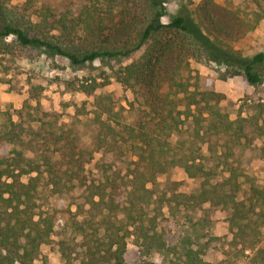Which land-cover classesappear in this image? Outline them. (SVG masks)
<instances>
[{"label":"trees","instance_id":"16d2710c","mask_svg":"<svg viewBox=\"0 0 264 264\" xmlns=\"http://www.w3.org/2000/svg\"><path fill=\"white\" fill-rule=\"evenodd\" d=\"M74 1L0 0V51L13 45L41 50L76 69L130 60L115 77L132 92L129 105L138 117L123 121L113 97L97 93L108 82L89 78L73 88L93 97L96 130L89 143L72 128L0 121V147L14 146L0 156V264H38L45 244L56 246L60 264H129L132 235L139 246L133 264H207L199 234L169 244L159 228L161 210L152 217L148 213L159 175L177 166L198 185L189 193H164L159 202L165 201L175 216L184 211L187 218L206 204L231 210V230L245 248L255 250L261 242L255 214L264 206V188L253 185L251 194L240 198L243 173L230 157L249 139L252 127L264 137V126L241 111L231 119L221 104L226 95L201 89L190 59L220 61L233 69L231 76L242 74L259 86L264 84V51L241 60H216L215 44L202 29L191 28L186 15L163 22L167 0ZM96 154L102 155L96 162L99 175L89 178L86 166ZM211 155L229 171L218 182L206 166ZM45 191L64 206L43 207L39 200ZM157 253L161 262L149 257ZM251 259L264 264V248Z\"/></svg>","mask_w":264,"mask_h":264},{"label":"rangeland","instance_id":"374dc122","mask_svg":"<svg viewBox=\"0 0 264 264\" xmlns=\"http://www.w3.org/2000/svg\"><path fill=\"white\" fill-rule=\"evenodd\" d=\"M21 1L14 0V3ZM45 1L49 5H65L74 0ZM180 14L188 17L191 28L202 29L212 44H215L218 54L216 60L231 57L241 60L264 51V0H167L163 22L169 23ZM129 62H95L76 69L69 65L67 59L50 57L41 50L13 45L8 52L0 51V121L13 118L24 126L32 125L36 129L45 127L46 130H50L51 126H57L58 131L72 128L89 143L96 130L91 105L93 97L73 88L80 81L91 78L98 82H108L97 93L111 95L123 121L133 123L138 117V111L129 105L134 101V96L115 77ZM190 66L193 74H200L201 89H213L226 95L221 104L231 119H236L241 111L242 116L258 118L259 125L264 126V84L253 86L242 74L231 76L233 69L220 61L203 63L190 59ZM252 128L248 131L249 139H243L242 145L234 149L235 155L230 157L234 166L243 173L239 178L242 182L240 198L248 197L253 185L264 188V137L259 136L256 126ZM13 148L0 147V156ZM17 148L27 152V147ZM202 148L207 154V147ZM26 154L31 156L33 153ZM101 159L102 155L96 154L86 166L89 178H97L99 175L96 162ZM222 162L212 155L206 162V166L213 172L215 182L229 175L227 166ZM197 185L198 181L190 178L179 166L159 175L154 186V204L148 208L149 216L161 210L158 215L159 228L166 231L169 244L179 243L184 235L199 234L201 256L207 264H252L251 258L257 249L264 248V206L258 208V214H255L261 229V242L255 250H251L245 248L244 243L231 230V210L206 204L204 209L192 212L187 218L184 211L175 216L165 201L159 202L164 193L168 196L173 192L189 193ZM149 186L152 187V184ZM39 203L43 207L64 206L61 201L49 196L47 191L40 194ZM138 252L139 246L135 242V235H132L128 239L127 263H135ZM149 257L161 262L163 256L157 253ZM43 261L47 264L62 262L54 244L41 247V255L36 262L41 264Z\"/></svg>","mask_w":264,"mask_h":264}]
</instances>
